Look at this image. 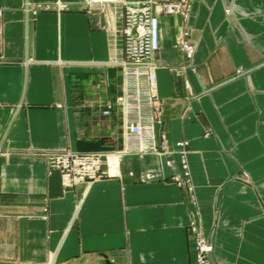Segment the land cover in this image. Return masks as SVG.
Returning a JSON list of instances; mask_svg holds the SVG:
<instances>
[{"label": "crops", "instance_id": "obj_1", "mask_svg": "<svg viewBox=\"0 0 264 264\" xmlns=\"http://www.w3.org/2000/svg\"><path fill=\"white\" fill-rule=\"evenodd\" d=\"M87 1L0 0V264H192L193 223L210 264H264V0L160 16L155 131L172 153L64 192L45 153L123 146L121 8Z\"/></svg>", "mask_w": 264, "mask_h": 264}, {"label": "built area", "instance_id": "obj_2", "mask_svg": "<svg viewBox=\"0 0 264 264\" xmlns=\"http://www.w3.org/2000/svg\"><path fill=\"white\" fill-rule=\"evenodd\" d=\"M193 0H88L92 4H118L121 8L122 37L121 57L113 65L121 70L123 81L121 94L115 99V106L122 117L123 146L114 151L78 154L71 150L47 152L43 155L47 174H59L60 185L69 192L79 185H89L101 178L118 175L122 160L129 156L141 157L146 154L170 155L172 151L165 140L157 135V66L153 57L158 50V18L163 15H180L187 18ZM187 33L178 40L180 50L189 58L192 49ZM111 105L106 106L103 115L109 114ZM179 143L177 147L182 148ZM180 166L183 179L175 178L179 185L190 191L189 172L184 151H180ZM246 179V175H241ZM196 241V261L209 264L208 256L212 245L206 242L201 229L194 223L190 226ZM25 264V263H13Z\"/></svg>", "mask_w": 264, "mask_h": 264}, {"label": "rangeland", "instance_id": "obj_3", "mask_svg": "<svg viewBox=\"0 0 264 264\" xmlns=\"http://www.w3.org/2000/svg\"><path fill=\"white\" fill-rule=\"evenodd\" d=\"M178 16H180V15H178ZM180 17H182V16H180ZM183 19H185L184 17H182ZM120 36H121V34H120ZM179 40V39H178ZM187 41H188V38H187ZM178 43V42H177ZM121 47H122V37H121ZM178 47H179V45H178ZM179 49H180V47H179ZM121 57V56H120ZM121 71V70H120ZM122 74V73H121ZM110 152V151H109ZM99 153H102V152H99ZM185 154H186V152H185ZM59 175V174H58ZM106 178V177H105ZM101 179H104V178H101ZM60 180V179H59ZM100 180V179H99ZM97 181V180H96ZM94 182V181H93ZM91 184V183H90ZM86 186V185H85ZM76 188V187H75ZM74 189V188H73ZM72 189V190H73ZM193 234V233H192ZM202 236L205 238V240H206V242L208 241V239L202 234ZM192 248H193V250H194V262L192 263V264H198L197 263V261H196V252H195V248H196V241H195V236L193 235V237H192ZM208 262H209V260H208ZM210 264V263H209Z\"/></svg>", "mask_w": 264, "mask_h": 264}, {"label": "bare ground", "instance_id": "obj_4", "mask_svg": "<svg viewBox=\"0 0 264 264\" xmlns=\"http://www.w3.org/2000/svg\"><path fill=\"white\" fill-rule=\"evenodd\" d=\"M105 1H107V0H105Z\"/></svg>", "mask_w": 264, "mask_h": 264}]
</instances>
